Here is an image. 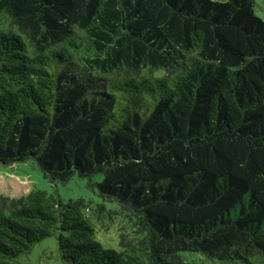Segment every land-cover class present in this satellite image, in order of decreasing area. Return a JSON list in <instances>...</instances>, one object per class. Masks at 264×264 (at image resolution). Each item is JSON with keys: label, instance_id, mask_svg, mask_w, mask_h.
Here are the masks:
<instances>
[{"label": "trees", "instance_id": "16d2710c", "mask_svg": "<svg viewBox=\"0 0 264 264\" xmlns=\"http://www.w3.org/2000/svg\"><path fill=\"white\" fill-rule=\"evenodd\" d=\"M27 160L101 173L132 236L103 245L83 198L0 193V264L55 233L72 264H264L253 1L0 0V163Z\"/></svg>", "mask_w": 264, "mask_h": 264}, {"label": "rangeland", "instance_id": "374dc122", "mask_svg": "<svg viewBox=\"0 0 264 264\" xmlns=\"http://www.w3.org/2000/svg\"><path fill=\"white\" fill-rule=\"evenodd\" d=\"M255 12L264 20V0H252ZM164 70L159 69L155 74L161 75ZM101 173L90 176L73 174L66 181H49L43 177L36 163L32 160L0 163V193L8 196H20L28 192L31 187L50 192L57 191L64 201L83 198L90 201L84 210L89 215L96 228V237L103 245H116L119 234L124 232L132 236L131 221L113 202L104 201L99 195L96 182L101 179ZM104 202L107 211H96L93 207ZM22 264H72L60 257L56 233L36 241L31 249L19 256Z\"/></svg>", "mask_w": 264, "mask_h": 264}]
</instances>
